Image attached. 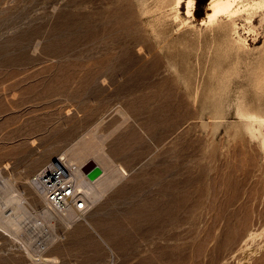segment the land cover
Segmentation results:
<instances>
[{
    "label": "rangeland",
    "instance_id": "rangeland-1",
    "mask_svg": "<svg viewBox=\"0 0 264 264\" xmlns=\"http://www.w3.org/2000/svg\"><path fill=\"white\" fill-rule=\"evenodd\" d=\"M194 3L0 0V193L57 236L42 261L0 230V264H264V1L218 24ZM56 156L103 172L68 217L29 182ZM176 161L165 204L147 190Z\"/></svg>",
    "mask_w": 264,
    "mask_h": 264
},
{
    "label": "bare ground",
    "instance_id": "bare-ground-1",
    "mask_svg": "<svg viewBox=\"0 0 264 264\" xmlns=\"http://www.w3.org/2000/svg\"><path fill=\"white\" fill-rule=\"evenodd\" d=\"M263 1L264 0H245L244 2H243V0H207L206 6H205L206 11L204 13L205 15L199 18V22L204 23V24L206 22H215V24H216L219 20H222L223 18H226V19L233 18L232 17L233 15L238 14L242 10L249 9V7H251V6H259ZM181 4L184 5V13L187 16V18H194L195 17L194 13H193V8L195 6L194 0H174L175 11L177 13L179 12V5H181ZM250 14L251 13H249V15ZM186 22H187V19H183V23L185 24ZM209 24H211V23H209ZM249 31H250V29H249ZM43 72L45 73V71H43ZM41 79H43V78H41ZM37 81H38V79H37ZM65 82H67V81H65ZM37 85H38V83H37ZM60 157L63 158L64 156H60ZM72 161H73V163H76L78 165L77 169L74 170V172H73L74 179H75V186H76V189H78L82 193L84 200H85L86 207H87V201L88 200L86 197L88 195L89 197H91V200H94L97 197L98 192L95 189V185H97L96 183L102 177L103 172H101L96 178L89 179L86 176V174L81 170V165L85 162V160H79L78 162H76V160L73 159ZM69 162H71V161H69ZM97 164L99 165V163H97ZM180 168H181V166H180L179 161H176V162L170 164L168 168H165L163 170V172L166 175L170 173V175H171L170 177H172V178H170L171 180L168 181V180L163 179V181L161 182V184L159 186H156V188H151V189L147 190L148 193H150L153 189L154 190L156 189L159 192V194L162 195V202L165 204L166 203L168 204V200L178 199L180 194H181L180 183H181V179H182ZM118 171L120 172V175L121 174L124 175L127 173L125 168L122 165H118ZM169 184H171L173 186V189L169 188ZM8 189L9 190H8L7 196H5V198L3 197L4 199L0 203V206H2V204L6 205V206L8 205L9 206L8 209L10 210V213L8 214L4 210L0 214V230L4 231L7 234H10L12 237H15V239H18L16 241L22 242L21 239L18 238L17 233L19 232V227H20L22 220L24 218H26V216L28 215L27 207L24 204V202H25L24 200L26 197H24L22 194L14 193L13 190L11 189V187H9V186H8ZM36 190H37L36 192H38V194H42L38 188H36ZM152 192H154V191H152ZM47 203L48 204H46V205H49L50 207H52L49 204V202H47ZM48 208L46 207L43 209L45 211V213H50V211H48L49 210ZM179 208L180 207L175 208V212H174L175 213V219L172 221V229L173 230L169 235H168L167 226L170 225L171 221H169L167 218L164 220V222L162 224L160 223L161 226H159L158 228H154L153 225L151 226L152 223L150 224V226L153 228H151L149 226L150 230L153 232V233H151V231H150V233L154 234V232H155V233H158L159 235L161 234L163 236V240H164L165 244H168V243L175 244L178 242L179 239H181L180 237L182 234V219H181V215H180L181 213H180ZM54 210H55V208H54ZM70 210H72V209L71 208H68V209L65 208L64 210H59V211L63 215L67 214L66 216L68 217L70 214L68 215L67 211H70ZM58 214H59V212H58ZM42 216L40 218V220H41V231H42L43 226L45 229L48 228L45 225L47 222L44 220L45 218H43ZM163 218H165V216H163ZM169 219H170V217H169ZM74 220H75V218H74ZM50 230H51V228H50ZM50 230H49V232H50ZM46 232L47 233L42 234L43 241L40 243L38 249H35L30 245L27 246V245H25V242H22V244H24L23 247L27 250V253L30 255V257L33 260H36V259L37 260L40 259L42 261L47 260V258L43 255V252L45 250L43 251L42 248L47 247L46 242H53L57 238V236H56V234H53L52 231L49 233L47 231V229H46Z\"/></svg>",
    "mask_w": 264,
    "mask_h": 264
},
{
    "label": "built area",
    "instance_id": "built-area-1",
    "mask_svg": "<svg viewBox=\"0 0 264 264\" xmlns=\"http://www.w3.org/2000/svg\"><path fill=\"white\" fill-rule=\"evenodd\" d=\"M77 167L76 163L56 156L47 162L43 168L32 174L29 182L41 191L45 200L55 209L71 208L74 211L81 212L86 209V204L82 193L75 186L73 172ZM5 193V191L0 193V203L5 198ZM0 207L2 208L0 209L1 212L5 210L8 214L10 213L8 205L2 204ZM27 210L28 215L22 220L17 236L22 242H25V245L38 249L43 241L41 220L35 214L34 209ZM22 242L20 244L24 246Z\"/></svg>",
    "mask_w": 264,
    "mask_h": 264
},
{
    "label": "water",
    "instance_id": "water-1",
    "mask_svg": "<svg viewBox=\"0 0 264 264\" xmlns=\"http://www.w3.org/2000/svg\"><path fill=\"white\" fill-rule=\"evenodd\" d=\"M81 170L89 179L96 178L101 172V167L93 160L88 159L81 165Z\"/></svg>",
    "mask_w": 264,
    "mask_h": 264
}]
</instances>
